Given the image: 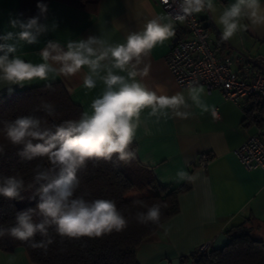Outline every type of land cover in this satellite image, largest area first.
<instances>
[{
    "label": "crops",
    "instance_id": "1",
    "mask_svg": "<svg viewBox=\"0 0 264 264\" xmlns=\"http://www.w3.org/2000/svg\"><path fill=\"white\" fill-rule=\"evenodd\" d=\"M216 11L199 13L206 24L210 41L220 55L238 51L244 59H236L232 71L250 79L264 70V29L248 27L228 41L221 39L222 27L216 22L224 7L234 0H213ZM264 4V0H261ZM47 12L41 18L49 30L38 37L35 44L12 40L17 47L15 55L32 63L42 62L39 52L48 41H57L66 46L69 41L102 37L109 43L122 44L129 34L142 31L154 17L162 23H171L168 14L158 0H101L95 12L50 0ZM11 18L27 19L20 10L19 0H0V35L18 32L10 26ZM248 24L247 20L242 21ZM173 24V23H172ZM175 35L163 44H158L145 59L149 65L147 76L137 77L145 87L159 95L182 93L189 104L187 119L167 116H152L145 109L140 116V126L134 140L136 161L149 169L155 180L177 191L179 209L165 220L151 238L136 251L139 264H155L162 258H180L181 264H194L188 256L201 245H210L215 237L231 226L249 220L259 228L254 234L264 242V171H247L233 154L254 128L245 126L240 107L224 99L217 90L200 89L199 104L192 101L189 89H180L166 62L165 55L179 37L180 23L173 24ZM144 64L139 67L143 68ZM117 74L127 76L126 72ZM88 68L70 77H55L49 81H32L24 87L12 86L13 90L60 82L70 99L82 113H91V103L105 90L97 80L94 89L83 86ZM103 74V73H102ZM0 83V94L8 92ZM251 106H259L264 117V100L249 99ZM207 152L210 160L204 167L197 165L198 155ZM195 175L194 181L180 180L177 172ZM165 228L168 230L165 231ZM262 228V229H261ZM0 264H37L31 261L26 250L17 246L11 251L0 249Z\"/></svg>",
    "mask_w": 264,
    "mask_h": 264
},
{
    "label": "clouds",
    "instance_id": "2",
    "mask_svg": "<svg viewBox=\"0 0 264 264\" xmlns=\"http://www.w3.org/2000/svg\"><path fill=\"white\" fill-rule=\"evenodd\" d=\"M37 7L39 16L10 19V26L18 28V32L0 35V83L11 92L12 86L24 87L36 80L49 81L50 77H70L87 67L83 86L94 89L97 80L105 85L103 94L92 101L91 113L84 112L78 119L45 127L37 117L19 116L4 124L5 138L10 145L19 148L17 155L21 159L31 161L46 157L51 167H37L34 181L39 187L31 197L38 198L35 208L17 212L12 226L0 227V238L7 236L47 252L54 243L50 229L61 238L91 239L119 233L128 227L129 221L115 201L87 200L74 195L80 185L78 173L90 160L128 162L135 159L132 145L145 109H150L152 116H167L170 111L174 117L187 119L190 106L182 93L159 95L137 80L148 75L149 65L144 61L150 52L175 35L172 23H162L160 17H154L142 31L129 34L122 44L113 45L100 36L72 40L66 46L48 41L39 52L42 62L32 63L15 55L16 44L8 41L18 39L35 44L38 37L49 30V26L41 22L47 6L38 3ZM205 11L215 13L213 0H180L174 19L183 23L189 16ZM243 20L248 24H243ZM216 22L222 27L223 41L248 27L264 29V4L261 0H234L224 7ZM141 64L143 68L139 67ZM115 70L126 72L127 76ZM45 87L50 88L51 84ZM200 91L189 87L190 98L197 104ZM44 109L48 115L54 114L53 105L46 103ZM4 151L0 146V154ZM177 176L189 181L197 178L183 170L177 172ZM23 191V178L0 177V197L21 200ZM161 208V204H154L144 212H137L135 218L140 224L151 222L165 227L160 224ZM37 235L42 239L37 241Z\"/></svg>",
    "mask_w": 264,
    "mask_h": 264
},
{
    "label": "trees",
    "instance_id": "3",
    "mask_svg": "<svg viewBox=\"0 0 264 264\" xmlns=\"http://www.w3.org/2000/svg\"><path fill=\"white\" fill-rule=\"evenodd\" d=\"M50 0H19L20 10L26 18L39 16L38 3L47 5ZM77 8L95 12L101 0H57ZM42 18V17H41ZM49 84V83H48ZM12 90L0 94V146L5 151L0 154V177L17 175L24 180V191L33 194L39 187L34 181L38 166L51 167L47 158L23 160L18 155V147L12 146L4 135V124L19 116H34L45 127H54L69 119H78L82 111L69 97L60 82ZM54 106V114L48 115L44 105ZM135 151L134 145H132ZM80 185L75 196L87 200L108 199L115 201L117 208L128 219V227L122 232H113L101 238H61L50 229L54 243L47 252L33 249L27 243L10 237L0 238V249L11 251L17 246L25 248L31 261L37 264H139L136 251L139 246L153 236L159 228L149 222L140 224L135 216L147 207L161 204L160 224L179 209L177 191L160 185L152 172L139 165L136 158L128 162H107L90 160L78 173ZM37 199L28 204L17 205V200L0 197V227H10L15 223L16 213L35 208ZM166 204L167 207H163ZM34 219L38 217L34 216ZM249 220L229 227L225 234L230 239L222 249H209L206 253L193 251L188 259L194 264H264V242L254 234ZM262 229V228H261ZM264 233V229H262ZM42 239L37 235L36 240ZM181 260V259H180ZM182 262V260H181Z\"/></svg>",
    "mask_w": 264,
    "mask_h": 264
},
{
    "label": "built area",
    "instance_id": "4",
    "mask_svg": "<svg viewBox=\"0 0 264 264\" xmlns=\"http://www.w3.org/2000/svg\"><path fill=\"white\" fill-rule=\"evenodd\" d=\"M171 23H180V35L165 55V62L180 89L190 86L217 90L221 96L235 103L244 114L245 126L254 130L233 150L247 171H264V117L259 106H251L249 99L264 100V70L246 79L232 71L236 59H244L238 51L220 55L210 41L206 24L198 14L189 16L183 23L174 19L180 0H158ZM210 160L207 152L198 155L197 165L204 167ZM210 245H201L196 251L206 253Z\"/></svg>",
    "mask_w": 264,
    "mask_h": 264
},
{
    "label": "water",
    "instance_id": "5",
    "mask_svg": "<svg viewBox=\"0 0 264 264\" xmlns=\"http://www.w3.org/2000/svg\"><path fill=\"white\" fill-rule=\"evenodd\" d=\"M229 241L230 239L224 232L219 233L210 244V248L213 250L222 249L229 243ZM155 264H181V260L178 257L173 259L162 258Z\"/></svg>",
    "mask_w": 264,
    "mask_h": 264
},
{
    "label": "rangeland",
    "instance_id": "6",
    "mask_svg": "<svg viewBox=\"0 0 264 264\" xmlns=\"http://www.w3.org/2000/svg\"><path fill=\"white\" fill-rule=\"evenodd\" d=\"M24 198L21 200H17V205H24V204H28L29 202H31L33 199H31L32 194L30 191H25L22 195Z\"/></svg>",
    "mask_w": 264,
    "mask_h": 264
}]
</instances>
